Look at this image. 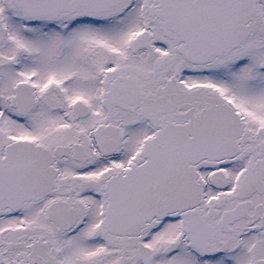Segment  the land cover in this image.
<instances>
[{
	"label": "snow or ice",
	"instance_id": "snow-or-ice-1",
	"mask_svg": "<svg viewBox=\"0 0 264 264\" xmlns=\"http://www.w3.org/2000/svg\"><path fill=\"white\" fill-rule=\"evenodd\" d=\"M0 264H264V0H0Z\"/></svg>",
	"mask_w": 264,
	"mask_h": 264
}]
</instances>
